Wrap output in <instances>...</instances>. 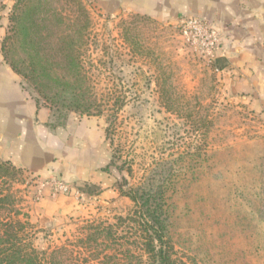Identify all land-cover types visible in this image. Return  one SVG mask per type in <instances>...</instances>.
Instances as JSON below:
<instances>
[{
    "label": "rangeland",
    "instance_id": "374dc122",
    "mask_svg": "<svg viewBox=\"0 0 264 264\" xmlns=\"http://www.w3.org/2000/svg\"><path fill=\"white\" fill-rule=\"evenodd\" d=\"M9 5L2 51L24 89L54 123L96 118L110 157L106 192L62 193L1 166L0 215L30 223L43 264H147L130 196L158 198L162 184L177 264H264V113L233 98L185 18L121 0Z\"/></svg>",
    "mask_w": 264,
    "mask_h": 264
},
{
    "label": "crops",
    "instance_id": "0c3cea01",
    "mask_svg": "<svg viewBox=\"0 0 264 264\" xmlns=\"http://www.w3.org/2000/svg\"><path fill=\"white\" fill-rule=\"evenodd\" d=\"M10 0H0V161L41 182L60 180L77 192L112 183L104 133L94 117L54 123L6 61L2 44ZM153 18H203L221 39L214 53L218 73L233 98L264 113V0H121ZM79 192V191H78ZM102 191V194H105ZM47 210L52 213L57 210Z\"/></svg>",
    "mask_w": 264,
    "mask_h": 264
},
{
    "label": "trees",
    "instance_id": "16d2710c",
    "mask_svg": "<svg viewBox=\"0 0 264 264\" xmlns=\"http://www.w3.org/2000/svg\"><path fill=\"white\" fill-rule=\"evenodd\" d=\"M3 164L4 162L0 161V170ZM162 185L156 190L159 194L158 198L150 191L138 197L135 195L136 192L130 196L136 205V210H134L136 217L129 218V220L139 227L142 234L141 245L147 256V264H177L169 238L170 215L169 208L164 204L166 203L164 200L166 190L162 189ZM163 187L166 188L165 183ZM9 197V194L0 193V209ZM10 215L7 219H3L0 215V264H43L41 252L30 243L24 242L28 235L25 227H30V223L19 219L18 213L14 210ZM110 228L108 226L99 230V226H95L94 229L98 234L102 230H108L110 233Z\"/></svg>",
    "mask_w": 264,
    "mask_h": 264
},
{
    "label": "built area",
    "instance_id": "2783aa9c",
    "mask_svg": "<svg viewBox=\"0 0 264 264\" xmlns=\"http://www.w3.org/2000/svg\"><path fill=\"white\" fill-rule=\"evenodd\" d=\"M183 35L195 45L200 53L208 59H214L215 51L220 47L221 39L219 32L203 18H185L179 22ZM43 185L51 184L57 191L68 193L69 186L60 180L41 182Z\"/></svg>",
    "mask_w": 264,
    "mask_h": 264
}]
</instances>
